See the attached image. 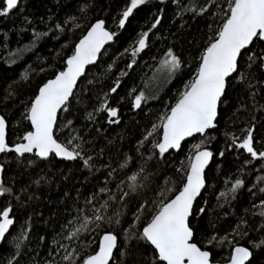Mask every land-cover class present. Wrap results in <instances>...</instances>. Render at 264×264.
Segmentation results:
<instances>
[{
	"label": "snow or ice",
	"instance_id": "obj_1",
	"mask_svg": "<svg viewBox=\"0 0 264 264\" xmlns=\"http://www.w3.org/2000/svg\"><path fill=\"white\" fill-rule=\"evenodd\" d=\"M163 2L164 0H161V3ZM172 2L178 9L176 16L181 20L185 14H190L192 20L202 18L210 21L206 24L208 31L204 33L203 42L195 44V52L191 54L195 68L190 78L183 84L175 103L167 105L166 110L158 116V123H151L150 128H145L142 138L138 141L137 151L141 152L142 156L144 151L147 152L144 161L146 164L153 159L164 160L170 150H181L182 142L189 138L195 140L199 136L200 139L190 146L186 158L187 166L184 167L182 162V166L176 169L181 173L178 183L175 180L169 183L166 178L164 186L155 190L150 189L147 183L129 185L133 193L139 188L142 197L151 190L152 198H142L128 227L122 226L121 213L107 215L110 206L108 201L117 198V193L107 187V181L105 187L99 189V193L108 197L102 204L97 206V193L85 197L83 207H76V215L68 220L67 224L62 225L61 233L62 238L69 241L85 236L86 240L81 241L85 244V251L77 252L75 248L68 251L64 244L56 242L57 252L64 249L62 260L66 264H221V261L215 260L210 250L216 246H227V255L222 264H252L254 251L258 252L264 248V235L257 240L250 239L249 246L239 242L247 237L249 232L248 221L244 218H240L235 227L224 235L213 230L197 237V218L202 219L206 212L205 207L198 206V198L206 187L205 170L215 155L207 146L209 140L215 139L209 133L218 126L222 115L221 108L227 103L225 98L228 91L237 86L242 87L253 105L256 103L257 94H264V0ZM21 3L22 0H0V16H8L14 10L23 12ZM147 3L148 0H127L119 13L118 28L124 29L135 10ZM87 10L88 5L85 2L80 11ZM159 11L162 13L163 9ZM77 19L70 17L69 21L81 28L82 25L76 23ZM162 19V15L154 16L153 22L146 30L137 34L130 48L124 49V54L132 58L126 65L128 69H131L137 62L136 58L150 47V34L161 24ZM69 21L56 23L55 29L60 33L65 32L64 24ZM117 34L109 30L105 19L96 18L95 22L88 23L77 41L63 46L68 51L63 55L58 53V65H52L50 69H40L41 72L50 70L51 77L37 85L26 100L18 99L19 92L14 86L15 82L8 85L0 95V105H3L5 110L12 107L20 114L16 121L19 134L14 141H10L11 116L0 110V154H11V159L15 161L21 174L26 169L37 166L38 162H51L53 158L80 160L84 168L94 167L95 137L90 138L91 134L87 130L99 124L101 114L105 115L108 124L120 123V110L112 105L110 97L117 93L121 81L118 77L107 92L97 95L96 102L90 106L84 105V101L91 90L82 88L81 85L87 80L89 66L98 65L103 55L102 50L106 51L105 45L113 41ZM33 35L32 44L35 46L36 41L48 33H38L33 29ZM24 50L18 49L14 55L22 54ZM185 65L191 67L188 60L169 47L159 61L156 73L171 81ZM112 68V64L107 65L108 71ZM127 74L121 70V76ZM29 79L27 71L22 73L21 80L24 83ZM87 83L90 85L93 81L88 80ZM147 99L149 97L145 92L140 91L135 95L132 107L140 109ZM261 108L264 109V105H261ZM81 112L84 114L82 117L79 115ZM78 119L83 120L79 130L75 123ZM62 127L66 129V133L60 131ZM95 130L99 133L101 128L96 127ZM255 132V123L244 129L241 137L225 131L230 143L226 144L225 149L220 150L218 155L224 157L227 150L241 149L247 153L248 158L237 171H243V167L248 165L255 167L254 161H260L261 170H264V138L258 140ZM61 135H65L64 140H61ZM257 144L260 145L259 148ZM102 152L103 149L100 154ZM6 163L8 162L0 163V197H12L18 203L21 200L30 201L36 198L34 193L29 192V188L33 184L39 186L43 178L30 180L28 184L17 189L15 179L11 183L3 179ZM127 166L126 158L119 167L123 169ZM144 170L142 165L140 172ZM114 173L115 169L110 168L108 176L112 177ZM128 179L137 181V174L133 173ZM145 180H148V177H145ZM258 180L264 183V177H258ZM122 183L123 181L120 182ZM120 184H117V188H120ZM242 185L244 180L235 178L227 191H222L219 195H231L234 199ZM256 187L253 185V188ZM258 191L264 194V187H259ZM129 194L121 190L119 200H125ZM67 195L68 193H65V196ZM252 195L257 197L255 191ZM258 199V204L253 203L252 208L259 209L258 215L264 218V198ZM13 211L11 203L0 208V242L6 240V234H10V228L16 223ZM30 221L31 217L21 226L20 234L12 241L15 251L7 259V264H18L22 245L31 230ZM104 223L120 226V231L106 229L99 235L98 241L88 240L87 237L101 229ZM254 230L264 233V223ZM40 239L43 241L44 237ZM93 242L96 247L88 250L87 245ZM45 264L56 262L46 261Z\"/></svg>",
	"mask_w": 264,
	"mask_h": 264
},
{
	"label": "trees",
	"instance_id": "obj_2",
	"mask_svg": "<svg viewBox=\"0 0 264 264\" xmlns=\"http://www.w3.org/2000/svg\"><path fill=\"white\" fill-rule=\"evenodd\" d=\"M85 2L88 10L81 12L80 9L84 7ZM187 2L188 0H182V3ZM126 3L127 0H22L23 12L14 10L8 16H0V95L8 85L15 82L14 86L19 92L18 99L26 100L37 85L51 77L50 70L41 72L40 69H50V66L58 65L60 63L58 53L63 55L68 51L63 46L77 41L88 23L95 22L96 18L105 19L109 30L118 34L111 45L105 48L106 51H103L98 65L90 67L87 72V80L81 87L88 88L91 92L86 95L84 105L90 106L95 103L97 95L107 92L118 77L121 81L117 93L110 97L112 105L120 110V123L108 124L105 115L101 114L99 124L87 130L91 134L90 138L95 137L93 151L95 159L92 169L84 168L80 160L65 162L53 158L51 162H38L37 166L28 168L21 174V170L11 159V154L2 155L0 163L8 162L3 179L9 183L15 179L17 189L21 185L28 184L30 180L41 178L43 180L39 186L33 184L29 188V192L34 193L36 197L30 201L21 200L18 203L12 197H0V208L11 203L14 210L12 215L16 220L10 228V234H6V240L0 242V264H7V259L14 253L12 241L20 234L21 226L25 225L29 217H31L29 222L31 230L28 239L22 245V255L18 258V264H45L46 261L66 264L62 260L64 249H59L57 252L58 243L64 244L68 251L73 248L77 252L85 251V244L81 243L86 240L85 236H81L79 240L69 241L63 239L61 235L62 225L67 224L68 220L76 215L75 209L78 205L83 207L85 197L97 193L99 195L97 206L102 204L108 197L99 193V189L105 187L107 181V187L113 193H117L115 200L108 201L110 206L107 215L121 213L122 226L128 227L142 198H152L151 190L142 197L139 188L133 193L129 185L147 183L150 189L155 190L164 186L166 178L169 183L173 180L178 183L181 173L176 169L182 166V162L184 167L187 166L186 158L190 146L199 141V136L195 140L190 139L183 143L181 150L177 153L170 152L164 160L153 159L146 164L144 161L147 152L144 151L142 156L141 152L137 151L138 141L142 138L146 127L150 128L151 123H158V116L166 110V106L175 103L183 84L194 71L195 64L191 61V54L195 52V44L205 39L204 33L208 31L206 24L210 21L202 18L192 20L190 14H185L181 20L176 16L178 9L172 0H164L163 3L161 0H148L146 5L135 10L125 28L119 29V13ZM160 9H163L162 13ZM156 15H162L163 19L150 34V47L142 52L136 58V64L128 69L126 65L132 58L124 54V49L130 48L137 34L146 30ZM70 17H77L76 23L82 27L77 28L72 24L69 21ZM64 21L69 22L64 24L65 32L60 33L55 29V24ZM33 29L38 33H48L47 36L37 40L35 46L32 44ZM169 47L191 64V67L183 66L171 81L165 78L158 79L156 73V67ZM18 49L25 50L22 54L14 55ZM109 64L113 65L110 71L107 70ZM121 70L128 74L121 76ZM26 71L30 79L24 83L21 76ZM88 80H92L93 83L89 85ZM140 91H144L149 99L142 103L140 109H134L132 102ZM225 99L227 103L221 108L222 115L218 126L209 133L215 139L209 140L207 146L215 155L205 172L206 187L198 198V206L205 207L206 212L202 219L197 218L199 221L197 237L199 238L201 234H209L213 230L224 235L235 227L240 218H244L248 221L249 232L248 236L240 239L239 242L249 246L250 239L257 240L264 235L254 230L264 223V218L258 215L259 209L252 208L253 203L258 204V198H264V194L258 191L259 187H264V183L258 180V177H264V170H261L260 161H254L255 167L248 165L243 167V171H237L248 158L247 153L241 149L227 150L224 157H220L218 153L230 143L225 131L241 137L244 129L255 123L257 139L264 138V109L261 108V105H264V94H257L256 103L253 105L248 93L237 86L234 90L228 91ZM73 103L75 104V101ZM0 110L11 116L9 140L14 141L19 134L16 121L20 114L12 107L5 110L3 105H0ZM79 115L82 117L84 114L81 112ZM75 123L79 130L83 120L78 119ZM96 127L101 128L99 133L96 132ZM60 131L66 133L63 127ZM60 138L64 140L65 135H61ZM257 147L259 148L260 145L257 144ZM101 149H103L102 154H100ZM126 158L128 166L122 169L119 165ZM142 165L145 170L140 172ZM110 168L115 169L112 177L108 176ZM133 173L137 174L135 182L128 179ZM145 177H148V180H145ZM235 178L244 180V185L236 192L235 198L233 199L231 195L220 197V192H226ZM226 181L229 183L226 184ZM117 184H120V188H117ZM253 185L257 187L253 188ZM121 190L130 193L123 201L119 200ZM253 191L257 193V197H253ZM65 193L68 195L65 196ZM106 229L119 232L120 226L104 223L101 229L92 233L87 239L98 241L99 235ZM41 237H44L43 241ZM121 239H123L122 235ZM95 247L94 242L87 245L88 250ZM210 250L215 260L221 263L228 251L227 246L223 248L216 246ZM252 264H264V248L258 252L254 251Z\"/></svg>",
	"mask_w": 264,
	"mask_h": 264
},
{
	"label": "water",
	"instance_id": "obj_3",
	"mask_svg": "<svg viewBox=\"0 0 264 264\" xmlns=\"http://www.w3.org/2000/svg\"><path fill=\"white\" fill-rule=\"evenodd\" d=\"M111 43H112V41L109 42V44L105 45V48H107L108 46H110ZM103 51H104V50H102V52H103ZM90 67H92V66H89V68H90ZM197 137H198V136H197ZM190 139H192V138H189L188 140H190ZM188 140H186V141H188ZM186 141H185V142H186ZM185 142H182V144L185 143ZM170 152H175V153H177L178 151H177V150H170ZM2 155H3V154H0V159H1ZM166 155H167V154H166ZM56 159L59 160V161L71 162V161L62 160V159H59V158H56ZM211 161H212V160H211ZM211 161H210L209 165L211 164ZM209 165H208V167H209ZM208 167L206 168V170L208 169ZM206 170H205V172H206ZM203 190H204V189H202V192H203ZM221 264H222V263H221Z\"/></svg>",
	"mask_w": 264,
	"mask_h": 264
},
{
	"label": "rangeland",
	"instance_id": "obj_4",
	"mask_svg": "<svg viewBox=\"0 0 264 264\" xmlns=\"http://www.w3.org/2000/svg\"><path fill=\"white\" fill-rule=\"evenodd\" d=\"M157 78L159 79V78H165L163 75H157Z\"/></svg>",
	"mask_w": 264,
	"mask_h": 264
}]
</instances>
